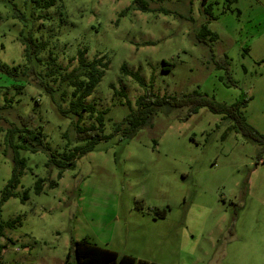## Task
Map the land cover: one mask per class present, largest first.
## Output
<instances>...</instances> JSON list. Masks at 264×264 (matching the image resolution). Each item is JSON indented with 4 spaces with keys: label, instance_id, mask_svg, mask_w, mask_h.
Here are the masks:
<instances>
[{
    "label": "rangeland",
    "instance_id": "rangeland-1",
    "mask_svg": "<svg viewBox=\"0 0 264 264\" xmlns=\"http://www.w3.org/2000/svg\"><path fill=\"white\" fill-rule=\"evenodd\" d=\"M13 1L26 25L0 0V106L11 100L0 108V126L32 115L54 151L64 147L61 134H74L34 76L18 72L26 65L23 28L69 68L84 48L88 60L107 61L85 102L105 111L103 130L113 135L59 179L47 151L18 150L25 167L0 205V222L17 221L0 230V264H62L71 241L83 237L155 264H264V149L233 118L206 106L189 115L188 106H161L128 139L114 132L143 93L124 64L158 96L197 91L225 105L242 102L245 123L264 135V0H149L148 11L132 0H55L47 8ZM202 25L216 38L197 41ZM164 61L170 69L162 70ZM4 133L0 195L12 167ZM37 178H45L38 194ZM52 179L57 185L48 186Z\"/></svg>",
    "mask_w": 264,
    "mask_h": 264
},
{
    "label": "trees",
    "instance_id": "trees-1",
    "mask_svg": "<svg viewBox=\"0 0 264 264\" xmlns=\"http://www.w3.org/2000/svg\"><path fill=\"white\" fill-rule=\"evenodd\" d=\"M149 0H132V6L134 8L148 11ZM201 4L206 0H201ZM10 8L13 10V15L16 18L22 20L23 24L26 20L24 12L20 11L13 0H7ZM55 0H26V4L30 3L31 7L47 8L54 4ZM59 7L62 8L61 5ZM206 9L204 8V11ZM206 12V11H205ZM200 33L196 36L197 41L204 42V36L210 34V40L216 38V34L210 32L205 25H202L199 29ZM18 39L22 42L23 56L26 61L18 72L22 76L28 77L34 76L36 84L46 92L51 102L55 105V108L62 116H69L73 125V138L70 139L67 132H64L62 137L66 139L62 151H54L45 139L42 125L34 124L30 121V116L23 117L21 113L18 114L19 125H13L7 129L0 126V130H4V144L7 148L11 149V175L5 184L0 195V205L6 201L9 197L14 195L12 191L16 184L19 183V178L22 174L23 167H25V159L20 156L18 150L33 151H47L49 164L54 165L57 169V178L62 175V171L65 168L75 166V161L86 152L94 150L98 141L107 139L113 133L106 134L103 130L104 113L103 110H96L95 106L86 101V97L91 94L93 88L98 84L104 68L107 66V61L102 57H97L92 60H88L85 57V48L77 50L76 65L68 67V65H62L58 63L57 56L52 53L48 48V42L41 40L39 37L34 36L30 29H21L18 32ZM46 54L45 58L42 56ZM71 62V60H69ZM165 67L162 70H168L171 68V64L164 61ZM4 64L1 65V71ZM16 70L15 66L12 67ZM121 70L124 74L134 78L139 85L143 88V93L137 96L135 99V109H131L130 113L125 116L121 122H118L115 126L114 132L123 129L125 138H129L134 135L135 131L145 125L156 108L161 106L169 107H183L188 106L186 115L197 112L201 106H206L214 113H225L230 118H233L242 133L256 141L264 149V135L258 134L256 130L245 123L242 115H240L239 106L242 102H235L231 105H225L224 103L215 102L206 96L200 95L197 91L189 92L176 97L174 95H162L158 96L151 90L150 84H147L144 79L136 71H130L122 64ZM5 74L9 71L5 68ZM20 84H13L15 89L20 88ZM117 93L125 97L123 89L117 90ZM7 102L6 105H1V109L11 107V100L4 99ZM68 101L67 106H63V102ZM130 107V100L125 102ZM87 120V122H86ZM88 123V124H84ZM45 183V178H37L35 184H33L36 194L42 191V186ZM57 182L49 180L48 186H55ZM27 193L24 192L21 199L25 200ZM158 217H163L165 211L156 212ZM17 218H13L7 222H0V230L3 227H11ZM2 246L0 245V251ZM1 259V256H0ZM1 263V260H0ZM62 264H155L153 262H147L145 260L136 259L132 254L123 253L103 247V245L90 242L86 238H80L71 241V251L66 253L65 259Z\"/></svg>",
    "mask_w": 264,
    "mask_h": 264
}]
</instances>
